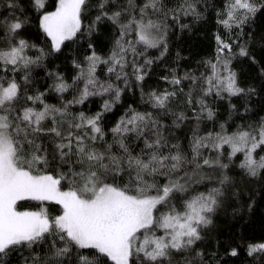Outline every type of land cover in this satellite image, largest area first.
I'll return each instance as SVG.
<instances>
[{
	"label": "snow or ice",
	"instance_id": "1",
	"mask_svg": "<svg viewBox=\"0 0 264 264\" xmlns=\"http://www.w3.org/2000/svg\"><path fill=\"white\" fill-rule=\"evenodd\" d=\"M258 209L264 0H0V264H264Z\"/></svg>",
	"mask_w": 264,
	"mask_h": 264
},
{
	"label": "trees",
	"instance_id": "2",
	"mask_svg": "<svg viewBox=\"0 0 264 264\" xmlns=\"http://www.w3.org/2000/svg\"><path fill=\"white\" fill-rule=\"evenodd\" d=\"M210 39L208 41L204 42V54H210L211 48H210ZM264 221V209H258L255 216L252 218V222L246 225V230L248 233H258L261 223Z\"/></svg>",
	"mask_w": 264,
	"mask_h": 264
}]
</instances>
